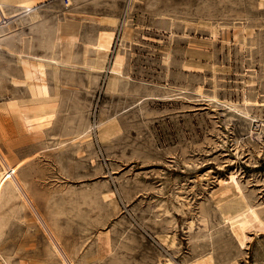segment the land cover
<instances>
[{
  "label": "rangeland",
  "instance_id": "obj_1",
  "mask_svg": "<svg viewBox=\"0 0 264 264\" xmlns=\"http://www.w3.org/2000/svg\"><path fill=\"white\" fill-rule=\"evenodd\" d=\"M36 3L33 26L24 16L3 29L10 34L0 41V102L25 96L10 82L21 75L16 53L48 65L50 56L71 54L72 63L58 62L56 80L45 66L46 85L58 90L47 126L27 132L0 114V150L59 243L32 207L12 199L0 207V264H189L206 257L264 264V2ZM56 26L62 43L52 52L47 41ZM101 31L114 41L98 72L89 67V45ZM117 52L123 61L109 92ZM101 113L121 128L102 144L95 136ZM243 204L249 225L242 233L224 212ZM101 230L110 238L102 256Z\"/></svg>",
  "mask_w": 264,
  "mask_h": 264
},
{
  "label": "bare ground",
  "instance_id": "obj_2",
  "mask_svg": "<svg viewBox=\"0 0 264 264\" xmlns=\"http://www.w3.org/2000/svg\"><path fill=\"white\" fill-rule=\"evenodd\" d=\"M263 2L264 0H259V6H262ZM24 16L29 21V23L32 24L31 26H33V24L37 22L39 13L36 0H0V41L8 40L9 38L8 36L10 34V30L8 28L3 30L7 23H9L8 20L10 18H21ZM209 31L210 34H212L211 28L209 29ZM51 34L52 35L47 42L49 44V48L53 52V50L57 46H59L60 42L62 43V40L60 38V27L56 26ZM74 41V34H69L65 39V49L67 51H71ZM113 41L114 34L109 31H101L96 36L93 44L89 45L91 47L92 53L94 54V58L91 60V64L89 65L90 69L98 72H102L104 70L105 61L110 52ZM89 46L85 45L83 53L84 57L88 52ZM48 59L52 61V63L50 62L51 65L45 64L41 60H38L37 58L31 57L27 54L25 55L21 52L16 53L15 62L21 69V75L13 76L10 79V82L14 87H24L25 96L23 98H13L0 102V114L2 113L4 116L9 115L17 118L22 123V127L24 128V130L27 132L44 128L50 123L54 115L53 101L57 98L58 90L57 88H54L53 91H50L48 86L46 85V82L43 78L45 66L48 65L52 67L53 78L54 80H56V65L58 64V62L62 64L72 63L71 54H66V57L64 59H60L59 61L52 56H50ZM122 61L123 55L120 52H117L112 57L109 67L110 76L108 77L106 87V90L109 92L114 91L116 88L117 79L121 71ZM88 128H90V126L85 128V139L88 134ZM120 131L121 128L114 117H107L102 113L100 114L99 119L95 124V136L99 143L102 144L109 141L111 138L119 134ZM16 170V166L9 163L0 150V207L3 203H7L12 199H22V206H28L29 208L32 207L33 210H35L38 215H40L32 198H30L27 193L28 191L25 188V184L18 177ZM232 181L233 179L230 181L231 185L233 184ZM226 184L223 182L221 186L224 188V185ZM226 193L227 190H225L224 193L221 194L220 198H218L219 202L223 201L222 197ZM225 199L227 198L225 197ZM239 200L241 201V199ZM248 211L249 209L247 207V204H243L241 206L232 205L226 209V212H224V219L231 226L236 225L240 232L243 233L244 229L249 225L245 217L246 212ZM36 217L38 218L39 216ZM40 218H42L41 215ZM39 220L40 219H38V221ZM41 220H43V224H45L47 228L46 231L48 230L47 232H49L54 240L59 243L58 238L49 228L44 218H42ZM109 239V235L106 231L103 232L101 230L96 234V249L98 255L102 256L109 251ZM159 240L166 247L173 246L174 240L168 241V238L161 236L159 237ZM54 249L56 252H58V248H56V246H54ZM65 264H73V262L67 259ZM189 264H212V262L210 257H206L194 260Z\"/></svg>",
  "mask_w": 264,
  "mask_h": 264
}]
</instances>
